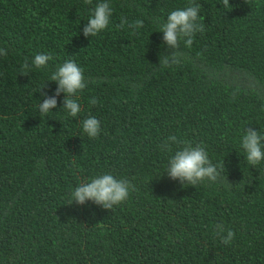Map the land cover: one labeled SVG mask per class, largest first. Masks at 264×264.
<instances>
[{
  "label": "trees",
  "instance_id": "obj_1",
  "mask_svg": "<svg viewBox=\"0 0 264 264\" xmlns=\"http://www.w3.org/2000/svg\"><path fill=\"white\" fill-rule=\"evenodd\" d=\"M99 2L0 0V264H264V162L247 164L240 143L247 127L264 135V0L227 10L220 0H108V28L85 37ZM190 2L205 30L181 45L179 65L162 67L160 26ZM122 18L144 26L121 28ZM41 53L47 67L20 74ZM67 60L87 82L81 112L67 116L61 93L41 116L39 90L55 93L50 76ZM89 116L96 138L83 131ZM170 135L201 143L229 183L168 177L182 146L161 150ZM101 173L135 191L112 210L70 204ZM217 225L235 233L230 244Z\"/></svg>",
  "mask_w": 264,
  "mask_h": 264
},
{
  "label": "clouds",
  "instance_id": "obj_2",
  "mask_svg": "<svg viewBox=\"0 0 264 264\" xmlns=\"http://www.w3.org/2000/svg\"><path fill=\"white\" fill-rule=\"evenodd\" d=\"M245 2L248 3V0ZM84 3L91 5L93 0H84ZM220 4L225 10L232 8L229 5V0H220ZM200 7V5L190 2L186 7L171 11L166 21L161 24L159 32L163 33L164 44L170 51L164 54L162 61H159L160 66L179 65L185 55L181 50V45L190 48L195 35L204 32V24L201 22L199 14ZM112 12L113 9L108 0H101L97 3L83 29L84 36L92 38L107 29ZM125 25L136 30L142 28L144 22L136 20L129 23L126 18H122L119 27L123 28ZM4 55H7V49L0 48V56ZM50 59V55L37 54L31 64L25 60L21 65L20 74L27 76L33 68H45ZM49 81L55 82L57 87L52 96H48L42 91L45 84L40 88L39 92L43 98V102H40L38 106L40 115L45 116L52 112L57 107V97L63 93V109L67 116L78 117L81 112L79 93H82L87 86L83 69L75 61L67 60L57 67ZM90 103L95 105L97 101L92 98ZM82 127L89 138H96L100 134V121L94 116L84 119ZM240 143L247 164L255 168L264 162V135L261 134V131L247 127ZM171 144H182V146L169 157L164 173L166 172L167 176L173 180H179L182 187L185 185L195 187L204 182L222 183L225 179L227 180V177L222 175L225 171L224 163L222 165L214 164L201 143L193 145L188 141L181 142L176 136L170 135L159 147L163 151L171 152ZM133 191H135V186L126 178L118 179L111 173H101L90 181L80 183L70 194V204L74 202L77 205H84L87 201H92L105 210H112L115 206L125 202L129 198L130 192ZM216 228L217 234L220 235L222 243L225 245L235 239V233L232 230H225L223 225H217ZM225 231L226 235H224Z\"/></svg>",
  "mask_w": 264,
  "mask_h": 264
}]
</instances>
